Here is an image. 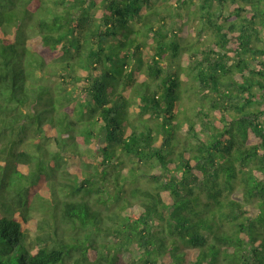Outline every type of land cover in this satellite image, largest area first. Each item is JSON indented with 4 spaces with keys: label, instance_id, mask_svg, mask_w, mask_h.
<instances>
[{
    "label": "trees",
    "instance_id": "obj_1",
    "mask_svg": "<svg viewBox=\"0 0 264 264\" xmlns=\"http://www.w3.org/2000/svg\"><path fill=\"white\" fill-rule=\"evenodd\" d=\"M53 1L0 0V264H264V0H164L215 38L185 143L154 1Z\"/></svg>",
    "mask_w": 264,
    "mask_h": 264
},
{
    "label": "rangeland",
    "instance_id": "obj_2",
    "mask_svg": "<svg viewBox=\"0 0 264 264\" xmlns=\"http://www.w3.org/2000/svg\"><path fill=\"white\" fill-rule=\"evenodd\" d=\"M156 8L160 11L162 16L159 17L158 22L156 23L157 28H163L165 32L169 30V32L173 29L177 32H180L182 36L177 37L174 39L176 44L180 46L182 54L180 58L177 60H173L170 56L169 59L171 60L170 63L167 61L164 62L165 67H172L174 70L179 69L181 65H183L184 69L182 71V101H181V109L182 113L180 115V121L183 123L182 130L178 134L177 139H179L182 143L189 142L190 134H189V127L190 124H195L196 128H200L201 118L197 114V108L200 105V97H199V86L193 78V74L191 72V67L195 64L197 60L198 54L196 53L195 47H199L203 49L206 45H210L212 41H214V35L208 25L203 23L202 17L200 15L199 10L197 9V5L190 4L187 7H183L182 9H178L175 5L168 3L164 0L156 1L153 0ZM53 0H48V7H53ZM63 5H57L56 10L62 11ZM225 14L228 15V11H225ZM138 28H141L140 24ZM262 40L258 43L259 48H264V30H262L261 36ZM187 43V45H186ZM154 54V50L149 44L148 48L143 49L142 56L143 61H149L150 57ZM174 63V64H173ZM173 64V65H172ZM135 73V78H139L142 72L145 70V67H140ZM173 71V70H172ZM54 85L61 84L66 90L73 91L71 85H66L64 82L59 78H54L52 81ZM85 86H82V89L78 90L77 96L79 99H83L85 90ZM123 92H125L123 90ZM74 96V94H72ZM139 109L135 106L130 109V119L135 120L138 116ZM264 120V117H263ZM99 143V142H98ZM180 147V144L177 145V149ZM52 150H55V147L51 146ZM22 151H33L31 144H25L21 148ZM96 156V155H95ZM120 159H123L125 164L128 167H131L132 161L127 156L122 153H119ZM150 174L152 171H150ZM142 174L143 172L140 171ZM128 183L130 180L127 181ZM140 186L146 187L145 182H140ZM113 189V187H112ZM57 189H54V192L57 193ZM241 189H238L234 198H238L240 195ZM58 199V198H57ZM32 217L37 220H42L44 215L42 212L35 211L32 214ZM36 234L33 232L31 233V240H30V250L35 252L39 247L36 242ZM120 264V262H119Z\"/></svg>",
    "mask_w": 264,
    "mask_h": 264
}]
</instances>
